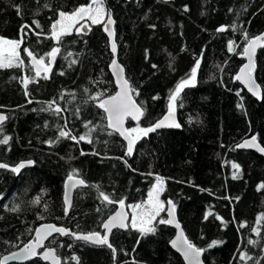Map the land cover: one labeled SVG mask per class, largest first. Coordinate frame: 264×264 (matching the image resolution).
Returning <instances> with one entry per match:
<instances>
[{
	"label": "trees",
	"instance_id": "16d2710c",
	"mask_svg": "<svg viewBox=\"0 0 264 264\" xmlns=\"http://www.w3.org/2000/svg\"><path fill=\"white\" fill-rule=\"evenodd\" d=\"M89 3L0 0V36L19 40L21 26H31L24 29L28 36L19 49L28 67L0 69V112L9 117L3 134L11 137L7 145L0 144V163L34 162L19 174L0 169V257L31 239L35 227L44 222L77 233H101L102 222L118 203L104 202L100 192L112 200L124 199L128 207L143 203L155 178L161 177L160 198L165 205L174 202L184 235L205 249L204 264H264V223H257L264 213V188H260L264 156L236 147L252 135L264 147V48L258 49L254 60L260 98H253L235 80L244 62L243 32L255 37L264 31V0H104L105 18L110 13L114 21L115 57L139 92L136 102L145 109L138 122L127 120L126 128L149 127L160 119L168 111L170 90L200 60L195 84L185 88L176 102L180 127L142 137L132 156L125 155V142L108 129L98 100L91 99L97 93L106 98L115 92L108 70L113 53L103 28L105 19L88 24L86 35L73 29L60 43L50 38L60 11L70 13ZM233 24L239 30L217 31ZM229 41L236 44L232 52ZM53 47L61 51L50 63L46 54ZM24 48L50 63L48 79L42 75L29 83L28 95L21 78L32 77L35 71ZM51 101L62 111H44ZM89 128L92 143L57 140L61 129L79 136ZM73 169L85 184L74 189L65 214L63 183ZM37 198L39 203L33 204ZM16 204L20 210L10 211ZM162 218L166 219L165 211L153 222L156 232L143 236L131 227L113 230L109 241L115 256L106 246L86 244L71 235H55L46 245L55 249L60 264H77L73 256L79 264H183L169 246L173 229L157 223ZM241 222L247 226L240 228ZM253 228H259L260 235ZM212 241L223 243L209 247ZM241 253L252 259L241 260ZM12 264L47 263L34 258Z\"/></svg>",
	"mask_w": 264,
	"mask_h": 264
},
{
	"label": "snow or ice",
	"instance_id": "6c2138e0",
	"mask_svg": "<svg viewBox=\"0 0 264 264\" xmlns=\"http://www.w3.org/2000/svg\"><path fill=\"white\" fill-rule=\"evenodd\" d=\"M19 10V9H18ZM187 10V8H185ZM231 11V9H230ZM105 9H104V0H90V3L87 5H81L77 7L72 12L60 11L58 13V19H56L51 24L50 38L54 39L57 43H60L64 36L70 35L72 30L75 29L77 32L84 29L85 24L90 21L92 25L101 24L104 20ZM83 22V23H82ZM36 25V28H40L38 21H33ZM114 21L111 18V14H107V23L104 24V30L108 33L109 37H114V31L110 30L109 25H112ZM30 25H22L20 32L21 36L19 40H8L0 38V69H11V68H21L28 67L25 65V61L21 58L19 49L25 38L28 36V33L24 31L25 28H30ZM231 27L233 30H239L238 26L233 24L231 26H221L217 29L218 32H225L228 28ZM39 36V33H35ZM245 38V45L243 47L242 55L247 57L248 62L244 64L239 73L235 76L236 81L242 82L247 90L253 95L260 98V85L256 82L254 77L255 63L254 55L257 48H264V34L257 35L255 37H250L247 31L243 32ZM236 44L234 41L228 42V50L230 52L234 51ZM59 47H53L49 53L46 55L55 60L56 56L60 53ZM111 51L113 54L117 52V44L115 39L111 43ZM27 58L30 59V66L34 69L35 75L32 77L24 76L21 78V83L25 88V95H28L27 89L29 83L35 82L37 77L43 75L44 79H48L47 73L50 71V63H45L44 56L37 58V55L29 48H24ZM71 55V53H69ZM71 63H75L72 61ZM153 67H156L153 65ZM111 68L116 76L117 85L119 91L115 95L108 96L107 99H104V93H97L96 96L91 97L93 100H98V107L103 109L107 114L106 118L108 121V126L114 131L118 132L124 139L127 141V148L125 155L132 156L134 151V146L136 142L142 137L147 136L149 133L155 132L157 129L164 127H176L179 128L180 124L175 122L174 111L176 107V102L180 97L182 91L195 84L197 78V72L200 68V60L198 59L195 62V65L191 68L190 72L176 84L173 90H170L169 93V102H168V114L163 117V119L157 121L155 124L149 127H140L137 124L136 127L126 128L125 120L131 118L134 121H139L141 117L145 115V109L143 104H138L135 100V96H139V92L133 88L128 79L124 77V68L120 65L117 59L113 58L111 62ZM63 74V73H61ZM239 95V93H237ZM156 99V97H154ZM32 101L29 100L28 103ZM55 101L48 102V107L43 109L44 111L52 110L56 113L62 111L59 105L55 104ZM240 107H243L241 104ZM9 119L8 116L0 114V144L7 145L11 137L6 134H3L4 122ZM91 122H89L90 124ZM87 127V125H86ZM92 129L89 128V132L85 135H72L71 131H65L61 129L59 131L60 138H68L72 141L79 143L80 141H87L92 143V140L89 138ZM49 144H52L53 141H48ZM238 148H255L259 152L264 153V147H261L257 142V136L252 135L250 139H246L243 143L238 144ZM85 153L81 151V155ZM123 159V158H121ZM34 162L29 160L27 162H21L19 165L12 167L11 171L19 174L21 169L25 168L27 165H31ZM125 163L127 161L125 160ZM130 167V166H129ZM234 169H238L239 165L233 164ZM0 168H9L7 164H0ZM78 171L73 169L67 177V183L65 185V214H67L68 208L71 207V198L70 192L73 188L77 186H83L85 181L83 179H76ZM151 175V173H149ZM233 178H238V173L233 174ZM157 184L149 191L148 200L146 202L130 205L133 209L131 214L130 224L128 222V215L125 213V201L124 199L112 200L109 195H106L103 192H100V197H102L104 202L108 204L118 203L120 209L115 211L114 215L110 216L106 221L102 222V228L105 230V233L101 235L98 231H93L87 234L72 232L70 229H66L62 226L58 227L54 224H43L39 228L35 229L36 236L33 241L29 242L24 246V248L18 253H12L11 255L5 256L3 260H0V264H7L9 261H26L37 255H42V258L45 261H51V264H60V258L56 255L55 249L47 247L45 241L53 236L54 233L60 235H71L75 240L84 241L86 244H92L95 246H106L112 250L113 255L115 256L116 249L113 247L112 243L109 241V233L115 228L126 229L131 227L139 231L141 236L147 235L150 233L156 232V225L153 223L156 218L160 215L162 211H167L169 219H160L158 224H175V227L180 229L181 226L175 218V204L173 201L168 200L167 204L169 207L167 209L163 208L162 203L159 198V194L163 188V179L157 177ZM260 188H264V183L260 185ZM239 199V198H237ZM33 204L39 203V198L33 200ZM47 209V205H45ZM10 211L17 212L20 210V205L16 204ZM99 211V209H98ZM211 213H209L210 215ZM43 219V217H39ZM207 219V215L205 217ZM216 219L221 220L223 223V218L217 216ZM257 223H264V213L257 217ZM247 222H241L240 228L246 227ZM239 230V229H238ZM253 232L260 235L259 228H253ZM173 247H176L178 251L183 254L184 259L187 261V264H202L201 254L205 251L204 248L197 247L193 242H191L187 236L184 235L183 230L177 234V237L172 242ZM223 243L222 241H212L209 247L217 246ZM249 244H257L258 241L249 240ZM37 249H44L42 253H38ZM241 260L252 259L251 256H248L247 253L240 254ZM73 260L77 261L79 264V258L73 256ZM259 264V261H257Z\"/></svg>",
	"mask_w": 264,
	"mask_h": 264
},
{
	"label": "water",
	"instance_id": "95a60500",
	"mask_svg": "<svg viewBox=\"0 0 264 264\" xmlns=\"http://www.w3.org/2000/svg\"><path fill=\"white\" fill-rule=\"evenodd\" d=\"M108 14V13H107ZM83 23V22H82ZM107 23V16H106V18H105V20H104V22H103V28H104V24H106ZM109 28H110V30H112V25H109ZM88 31H89V25L86 23L85 24V27H84V29H82L81 31H79V33L80 34H82V35H86L87 33H88ZM104 32H105V34H106V36L108 37V40H109V45H110V48H111V43H112V40H113V37H109V35H108V33L104 30ZM260 34H264V31L263 32H261ZM260 34H258V35H260ZM258 49L259 48H257V50H256V52H255V55H254V60H255V56H256V53H257V51H258ZM113 58H115L116 59V57H115V54H113V57H112V59H111V62H112V60H113ZM241 58L243 59V64H242V66L244 65V64H246L247 62H248V60H247V57L246 56H244V55H242L241 54ZM111 62L109 63V66H108V70H109V72H110V75H111V77H112V80H113V82H114V85H115V92H114V94L113 95H115L116 94V92L117 91H119V87H118V85H117V80H116V76L114 75V72H113V70H112V68H111ZM50 63H52V60L50 59ZM241 66V67H242ZM241 67L239 68V70L237 71V73H236V75L239 73V71H240V69H241ZM238 83L242 86V88L249 94V95H251L253 98H255V99H258V97L257 96H255V95H253L252 93H250L248 90H247V87L242 83V82H240V81H238ZM260 91V90H259ZM260 94H261V92H260ZM108 97H106V98H104V99H107ZM104 111V110H103ZM105 113V112H104ZM0 114H4V115H6V113H4V112H0ZM168 114V111L167 112H165L164 113V115L160 118V119H158L157 121H159V120H161V119H163V117L165 116V115H167ZM107 114L105 113V116H106ZM174 119H175V122H177V118H176V110L174 111ZM127 120H131V121H134V120H132L131 118H127L126 120H125V127H126V122H127ZM106 121H107V118H106ZM156 121V122H157ZM155 122V123H156ZM154 123V124H155ZM153 125V124H152ZM107 127H108V129L109 130H111V131H113V132H115V133H117L119 136H120V138L122 139V141L123 142H125V144H126V148H127V141L124 139V137H122L118 132H116V131H114L112 128H110L109 126H108V121H107ZM172 128H174V127H164V128H160V129H157V130H163V129H172ZM251 138V136L250 137H247V138H245V139H243V140H241L238 144H241V143H243L246 139H250ZM259 144V143H258ZM260 145V144H259ZM261 146V145H260ZM135 147V146H134ZM238 148V147H237ZM238 149H242V150H251V151H254V152H256V153H258V154H261V155H263L264 156V153H261V152H259L257 149H255V148H238ZM21 162H27V161H20V162H18L17 164H15V165H13V166H9V168H7L6 170H9V171H11V168L12 167H15V166H17V165H19ZM0 164H2V163H0ZM27 166H29V165H27ZM26 166V167H27ZM0 169H5V168H0ZM24 169V168H23ZM22 170V169H21ZM76 179H79L78 177H75ZM66 183H67V178L65 179V181H64V183H63V190H62V202H63V204H64V207H66V205H65V201H64V197H65V191H66V189H65V185H66ZM77 187H80V186H77ZM76 187V188H77ZM76 188H73L72 190H71V192H70V198H71V201H72V195H73V191H74V189H76ZM169 207V205L166 203V205H165V209H167ZM70 208H68V210H69ZM120 209V205L119 204H117V207L115 208V210L104 220V221H106L110 216H112V215H114V213H115V211H117V210H119ZM124 211H125V213H127V215H128V222H129V219H130V214H129V212H128V208H127V206L125 205V208H124ZM175 214V213H174ZM165 215H166V219H169V216H168V214H167V211H165ZM175 218H176V215H175ZM176 220H177V218H176ZM103 221V222H104ZM178 221V220H177ZM43 224H54V223H52V222H44V223H40V224H38L36 227H35V229H37V228H39L41 225H43ZM180 224V223H179ZM54 225H56V224H54ZM172 229H173V231H174V233H173V236H172V238L170 239V241H169V246H170V248L181 258V260H182V262H183V264H187V261L184 259V257H183V254L180 252V251H178V249L176 248V247H173V245H172V241L173 240H175L176 239V237H177V234L180 232V230L182 229V228H180V229H178V228H176L175 227V224H168ZM56 226H58V227H60L59 225H56ZM63 227V226H62ZM65 228V227H64ZM35 229H34V231H33V234H32V237H31V239H29L27 242H25L24 244H22L21 246H19L18 248H16V249H14V250H11L10 252H7V253H5V254H3L1 257H0V260H3V258L5 257V256H8V255H11L12 253H18V252H20L23 248H24V246L26 245V244H28L29 242H31V241H33L34 240V238H35V236H36V232H35ZM66 229H68V228H66ZM115 229H118V230H124V229H120V228H115ZM115 229H113V230H115ZM105 233V230L102 228V224H101V235H103ZM84 234H87V233H84ZM110 234L111 233H109L108 235L110 236ZM55 235H58V236H67V235H60V234H58V233H54L53 234V236H55ZM52 236V237H53ZM51 238V237H50ZM49 238V239H50ZM48 239V240H49ZM48 240H46L44 243H45V245H46V243H47V241ZM47 246V245H46ZM47 247H49V246H47ZM52 248V247H51ZM44 251V249H37V252L38 253H42ZM202 255V254H201ZM34 258H39L41 261H43V262H45V263H47V264H51V261H45L43 258H42V255H37L36 257H32V258H30V259H28V260H32V259H34ZM28 260H26V261H28ZM201 260H202V257H201ZM26 261H9V262H7V264H12V263H24V262H26ZM202 264H204L203 263V261H202Z\"/></svg>",
	"mask_w": 264,
	"mask_h": 264
},
{
	"label": "rangeland",
	"instance_id": "374dc122",
	"mask_svg": "<svg viewBox=\"0 0 264 264\" xmlns=\"http://www.w3.org/2000/svg\"><path fill=\"white\" fill-rule=\"evenodd\" d=\"M79 7V6H78ZM57 19H58V17H57ZM104 19H105V16H104ZM87 24H91V22L90 21H88L87 22ZM73 31V30H72ZM0 38H3V39H8V40H15V39H9V38H6V37H2V36H0ZM157 178V177H156ZM155 178V181H154V183H153V185H152V187H151V189L157 184V179ZM164 184V183H163ZM150 189V190H151ZM149 194V193H148ZM159 198H160V194H159ZM148 200V196H147V198H146V200L144 201V202H146ZM160 201H161V203H162V206H163V208L165 207V204H164V202H162V200H161V198H160ZM128 208V211H129V213H130V219H129V223H130V220H131V214H132V212H133V209L131 208V207H127Z\"/></svg>",
	"mask_w": 264,
	"mask_h": 264
}]
</instances>
